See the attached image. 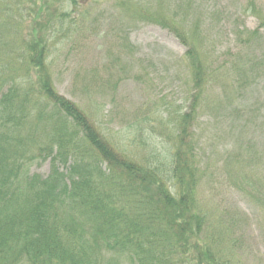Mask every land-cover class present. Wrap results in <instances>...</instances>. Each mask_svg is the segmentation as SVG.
<instances>
[{
	"label": "trees",
	"instance_id": "1",
	"mask_svg": "<svg viewBox=\"0 0 264 264\" xmlns=\"http://www.w3.org/2000/svg\"><path fill=\"white\" fill-rule=\"evenodd\" d=\"M88 5L0 0V264H230L219 234L203 236L196 128L202 111L230 114L235 98L255 84L264 105V56L257 51L264 18L251 6L258 28L234 34L248 54H224L220 63L194 0L115 3L126 26H157L185 48L187 105L175 108L164 131L145 135V162L125 155L52 86L48 42L82 28ZM36 162L49 163L46 177L29 174ZM245 167L252 169L247 161L230 170L249 178ZM238 181L253 189L252 179ZM250 193L264 214V190Z\"/></svg>",
	"mask_w": 264,
	"mask_h": 264
},
{
	"label": "rangeland",
	"instance_id": "2",
	"mask_svg": "<svg viewBox=\"0 0 264 264\" xmlns=\"http://www.w3.org/2000/svg\"><path fill=\"white\" fill-rule=\"evenodd\" d=\"M83 1L89 4L85 25L65 35L53 34L48 42L52 86L60 96L76 103L125 155L148 162L151 158L145 135L164 131L175 108L187 105L183 100L189 90L188 71L181 62L185 48L157 26H126L127 18L115 7L123 0ZM194 3L205 34L214 40L220 63L224 54H248L234 34L258 28L251 6L264 18V0ZM260 35L263 45L257 46V51L264 56V27ZM122 37L126 39L122 41ZM255 85L251 88L254 92L247 89L235 98V106L227 111L230 114L215 116L202 111L196 128L195 151L204 173L198 203L208 223L203 236L209 240L219 234L221 254L230 264H264V214L260 198L250 193L264 190L257 185L264 181V105H258L262 92L261 86ZM236 107L237 114H232ZM247 161L252 166L249 178L244 172L243 176L232 174L231 167L245 166ZM244 170L249 172L246 167ZM28 171L46 177L49 163L36 162ZM242 177L253 180L252 190L246 184L239 185Z\"/></svg>",
	"mask_w": 264,
	"mask_h": 264
}]
</instances>
